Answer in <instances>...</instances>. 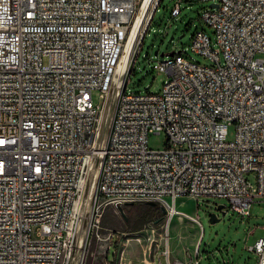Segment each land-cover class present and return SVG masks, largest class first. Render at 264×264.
<instances>
[{
	"label": "built area",
	"instance_id": "obj_1",
	"mask_svg": "<svg viewBox=\"0 0 264 264\" xmlns=\"http://www.w3.org/2000/svg\"><path fill=\"white\" fill-rule=\"evenodd\" d=\"M144 1L0 0V264H63L95 164L82 220L95 211L92 229L108 205L169 213L179 197H217L244 218L264 199V0H210L201 17L215 44L196 30L189 47L211 63L166 53L154 66L161 90L141 93L126 85L160 0H149L129 74L115 72ZM160 132L165 146L149 147ZM248 249L264 264V234Z\"/></svg>",
	"mask_w": 264,
	"mask_h": 264
},
{
	"label": "rangeland",
	"instance_id": "obj_2",
	"mask_svg": "<svg viewBox=\"0 0 264 264\" xmlns=\"http://www.w3.org/2000/svg\"><path fill=\"white\" fill-rule=\"evenodd\" d=\"M176 2L181 10L176 17H172L171 11ZM210 4V0H160L142 39L141 49L126 85L127 91L143 93L161 90L167 76L154 68L164 57L161 53L183 48L188 56L200 63H211L189 47L191 35L196 30H204L215 44L213 28L201 17L203 10L209 8ZM145 23L146 18L141 29ZM172 35L174 38L170 39ZM138 39L139 35L136 43ZM92 103H102L98 90L92 92ZM233 136L234 127L230 126L228 137ZM166 140L163 132L153 133L148 137V145L161 149ZM247 177L252 182L255 179L251 172ZM218 204L224 207L217 209ZM144 206V203L128 202L108 205L99 211L87 243L83 264H168L164 255L166 251L169 252L171 264H188L196 252L197 264H256L257 256L248 246L264 234V199L256 198L252 203L250 216L241 218L230 208L225 198L196 199L189 195L182 196L176 199L175 209L196 216L200 225L186 216L178 218L177 214L168 220V210L161 205L164 208L161 215L144 222L140 229L133 230L141 220ZM212 212H216L218 218L215 222L209 220ZM75 230L76 236L67 244L63 264H69L71 259L73 264L80 262L83 248L81 236H84L85 228L79 226Z\"/></svg>",
	"mask_w": 264,
	"mask_h": 264
},
{
	"label": "bare ground",
	"instance_id": "obj_3",
	"mask_svg": "<svg viewBox=\"0 0 264 264\" xmlns=\"http://www.w3.org/2000/svg\"><path fill=\"white\" fill-rule=\"evenodd\" d=\"M148 4H149V0H145L143 5L141 6L137 16H136L135 22L133 24V27H132L131 32L129 34V37L127 39L123 54L120 58L118 67H117L116 72H115V79L118 81H120L122 79V77L124 76L125 72L127 71L128 67H129V64L131 61V54H132V51L134 48V44L136 43L137 36L139 34V30L141 29V25L144 22L147 14H148ZM98 173H99V165L95 164L94 167L92 168L91 180H90L89 185L87 186L85 193H84V196L82 198V204L78 208L79 217H78L77 224H76L73 231H76L75 229L79 228V226L82 227V225H83L82 220L84 218V215H85L86 211L90 210V208H91L90 203H91V200L93 198V194L95 193V190H96V181H97ZM169 210L170 211H169V219L168 220L171 219V217L173 216L172 214L176 213L178 215L177 216L178 218H181L182 216H186L188 218H191L193 221H195L194 217L189 215L188 213H185L182 210H176L175 206L173 204L171 205ZM167 228H168V225H167ZM85 232H86V229H85ZM76 233L77 232H75V233L73 232L74 236H76L75 235ZM77 238H79V237L77 236ZM82 241L84 244L85 234H84V236H81V242Z\"/></svg>",
	"mask_w": 264,
	"mask_h": 264
},
{
	"label": "water",
	"instance_id": "obj_4",
	"mask_svg": "<svg viewBox=\"0 0 264 264\" xmlns=\"http://www.w3.org/2000/svg\"><path fill=\"white\" fill-rule=\"evenodd\" d=\"M212 6H216V4H212ZM174 38V36L172 35L171 37H170V39H173ZM155 54L157 55L158 54V51L156 50L155 51ZM167 54H169V55H172L173 54V51H171L170 53H167ZM166 53H161L160 55L161 56H164V55H167ZM129 71H130V67H129V70H128V72H127V75L129 74ZM124 90V86H123V89H122V91ZM95 195L97 196L98 195V190L96 189V191H95ZM155 202H149V204H154ZM224 207V205H222V204H218V205H216V208L217 209H222ZM162 209V211H164V208H161ZM94 215H95V211L93 212V215H92V218H91V220H90V222H89V224L87 225V223H86V221L84 220L83 221V227L86 229V232H85V241H84V244H83V248H82V254H81V259H80V262H79V264H83V258H84V255H85V251H86V248H87V243H88V241H89V239H90V235H91V233H92V224L94 223ZM217 215H216V212H212L211 214H210V217H209V220H210V222H215V221H217L218 220V218L216 217ZM72 261H73V259H71L70 260V263L69 264H73L72 263Z\"/></svg>",
	"mask_w": 264,
	"mask_h": 264
},
{
	"label": "trees",
	"instance_id": "obj_5",
	"mask_svg": "<svg viewBox=\"0 0 264 264\" xmlns=\"http://www.w3.org/2000/svg\"><path fill=\"white\" fill-rule=\"evenodd\" d=\"M144 204L145 206L143 209L141 220L133 230L140 229L144 222L156 218L162 213L161 205L159 203L155 202L154 204H149V203L148 204L144 203Z\"/></svg>",
	"mask_w": 264,
	"mask_h": 264
}]
</instances>
